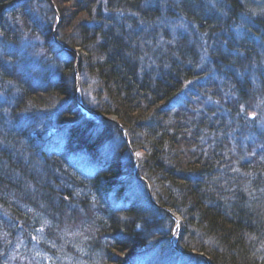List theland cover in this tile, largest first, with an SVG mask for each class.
<instances>
[{
	"label": "trees",
	"instance_id": "1",
	"mask_svg": "<svg viewBox=\"0 0 264 264\" xmlns=\"http://www.w3.org/2000/svg\"><path fill=\"white\" fill-rule=\"evenodd\" d=\"M24 39L49 70L34 74ZM77 86L85 108L121 127L85 117ZM50 127H62L58 146L40 134ZM111 127L128 142L98 158ZM129 148L144 151L155 201L182 218L180 252L264 264V0H0V252L6 218L29 236L50 223L55 243L80 229L92 264H132L154 236L174 251L164 211L110 202L125 200L115 180L133 176ZM84 154L97 172L69 160Z\"/></svg>",
	"mask_w": 264,
	"mask_h": 264
},
{
	"label": "rangeland",
	"instance_id": "2",
	"mask_svg": "<svg viewBox=\"0 0 264 264\" xmlns=\"http://www.w3.org/2000/svg\"><path fill=\"white\" fill-rule=\"evenodd\" d=\"M173 26L176 27L175 23L172 24ZM171 26V35H175V33H180L184 31H178L176 28ZM56 31V30H55ZM53 30V34L55 33ZM37 42L34 40H26L24 39L21 48H20V54L21 56H25L27 59H31V61L34 62L36 67L33 68L34 74H36L38 71L43 73V70H45V67H42V62L45 61L44 59H41L43 56L41 50L37 49L36 45ZM36 45V47H35ZM13 49V48H12ZM201 49L197 48L195 50V53H200ZM75 56L78 57L80 56V53L78 50H74L73 52ZM202 53V52H201ZM65 56V55H61ZM203 56H200L199 60ZM249 115H256L253 111H248V116ZM93 118L95 116L92 115ZM109 118H112L109 116ZM107 121V120H106ZM107 122L111 123V126H118L121 127L119 124H117V120L113 117L112 120H108ZM254 125L253 127H255ZM115 129V128H114ZM111 127V132H110V140L108 138V141H106L99 149L97 157L101 159H106V158H111L117 156L119 158L118 154L121 153V150L123 148V145L125 142H128V137L125 133L124 130H122L123 137L118 134L117 131H115ZM260 129H263L262 125L259 124V126H256V130L259 133ZM40 134L43 136V138L51 137L49 141L53 144H57L56 146L59 145L61 140L64 137V132L62 131V127H50L47 130L43 129ZM101 133H104L103 130L100 131ZM30 135H33L30 133ZM108 136V133L105 134V138ZM251 140V141H250ZM248 141L252 144H254L256 141L253 140L252 137L248 138ZM130 147V145L128 146ZM130 153H132V150L127 149ZM129 153V158L133 157V170L132 174L133 176H130L127 179V176L125 177H119L115 180V183L118 185H123L125 184L126 186L122 187L124 194L122 197H125V200L117 198V197H110V202H113L114 204L117 203L121 206H124V204H129V203H138L140 204L146 199L151 203L149 197H148V190L151 194L150 187L146 186L143 181L137 180L136 177H134V165L136 162V166L138 167V160H141V158L144 156V151L143 150H137L136 152H133L132 154ZM125 159H127V154L123 153L122 154ZM69 160L71 163L74 165L75 163L81 168V170L85 171L86 173L92 174L94 172H97L98 170L95 168L96 167V162L95 159H92L91 155H81V156H73L71 155L69 157ZM92 161V162H91ZM138 172V171H137ZM139 176V173H138ZM134 177V178H132ZM114 182L111 183V186H113ZM66 191L70 192L72 190H75V187L72 185L67 184L65 186ZM148 189V190H147ZM84 193L86 194L89 192L88 189L83 190ZM128 197V198H127ZM116 198V199H115ZM153 198V197H152ZM143 200V201H142ZM156 202V201H155ZM157 203V202H156ZM113 204V205H114ZM116 204V205H117ZM152 204V203H151ZM158 206H160L157 203ZM146 206V205H145ZM153 207L160 209L158 206H155L152 204ZM170 219L171 216H169ZM174 220V219H172ZM2 221V226L5 227V231L7 232V235H5V239L8 243H4L3 247V253L0 252V264H92L94 261L93 256L85 250L84 247L80 245V243L74 242L75 239L81 238L80 234L81 232L80 229H76L73 233H69L64 236V239H66V244L64 243H55V239L50 236L48 231H50V227H47L50 225V223H46L44 225V228H35L32 229L33 236L26 235L24 233V227L22 229H18L15 226V222L12 220L6 218ZM174 226V225H173ZM45 227H47V231L45 230ZM165 231L167 234L169 233V240H171V237H174V245L177 246L178 240H179V230L178 232H175L174 234H171V227H164ZM180 229V228H179ZM18 232V233H17ZM17 233V234H15ZM52 235V234H51ZM11 236H13V239H10ZM37 236V238H36ZM80 236V237H78ZM53 240H52V239ZM12 241V242H11ZM10 247L8 249L7 247ZM66 245V247H64ZM174 247L172 245V249L176 250L177 247ZM71 247L70 251L75 252L76 254H73L71 256L68 255L67 248ZM82 247V248H79ZM58 249V250H57ZM172 251L169 248L168 243L166 242H160L158 243L157 240H155V236L153 237L152 241L147 244L145 251L139 252L138 258L135 261V264H204L202 262V259H205L208 261L204 255H199L198 252H190L188 255L187 259H181L178 258L173 254V252L177 251ZM179 250V249H178ZM5 251H8L7 253H4ZM79 251V252H78ZM136 252V251H135ZM180 255V254H179ZM197 258H195V257ZM192 257V258H191ZM201 257V258H200ZM100 258V257H99ZM201 259L202 261L198 260ZM96 260V259H95Z\"/></svg>",
	"mask_w": 264,
	"mask_h": 264
},
{
	"label": "water",
	"instance_id": "3",
	"mask_svg": "<svg viewBox=\"0 0 264 264\" xmlns=\"http://www.w3.org/2000/svg\"><path fill=\"white\" fill-rule=\"evenodd\" d=\"M77 64H78V60H77ZM86 111V110H85ZM88 112V111H86ZM94 114V113H93ZM94 116L98 119H101V120H112V118H109V117H106V116H102V115H98V114H94ZM134 175L136 177H138V179H140L141 181H145L143 178L139 177L138 174H137V166H136V162H135V165H134ZM148 187V186H147ZM148 190V189H147ZM148 196H149V199L151 201V203L155 206H158L157 203L155 202V200L152 198V195L150 194L149 190H148ZM160 208V206H158ZM162 211H165L166 213H168L173 219L176 220V223L178 224V218L177 216L171 212L170 210L166 209V208H160Z\"/></svg>",
	"mask_w": 264,
	"mask_h": 264
},
{
	"label": "bare ground",
	"instance_id": "4",
	"mask_svg": "<svg viewBox=\"0 0 264 264\" xmlns=\"http://www.w3.org/2000/svg\"><path fill=\"white\" fill-rule=\"evenodd\" d=\"M58 23H59V19H57V22H56V27L58 26ZM60 55H65V54H60ZM77 60H79V57H78V59ZM45 68H47L48 70L50 69V65L48 64ZM78 77V76H77ZM109 117V116H108Z\"/></svg>",
	"mask_w": 264,
	"mask_h": 264
}]
</instances>
